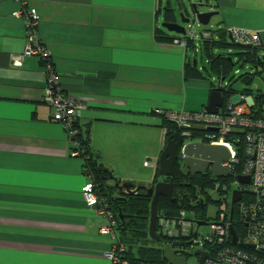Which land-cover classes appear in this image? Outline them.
I'll use <instances>...</instances> for the list:
<instances>
[{
    "label": "crops",
    "instance_id": "1",
    "mask_svg": "<svg viewBox=\"0 0 264 264\" xmlns=\"http://www.w3.org/2000/svg\"><path fill=\"white\" fill-rule=\"evenodd\" d=\"M29 3L39 12L38 35L63 92L84 106L77 126L87 146L120 185L149 187L153 180L144 183L135 161L150 167L134 157V145L153 156L163 149L162 118L154 110H199L211 89L199 78L185 77L194 55L172 40L157 39L179 35L167 34L159 24L174 7L169 0ZM210 4L219 28L258 32L264 49V0ZM18 6L0 0V264H115L104 256L112 247L111 238L99 231L104 220L82 195L86 160L71 156L73 140L42 100L41 60L11 62L25 47L24 22L14 15Z\"/></svg>",
    "mask_w": 264,
    "mask_h": 264
},
{
    "label": "built area",
    "instance_id": "2",
    "mask_svg": "<svg viewBox=\"0 0 264 264\" xmlns=\"http://www.w3.org/2000/svg\"><path fill=\"white\" fill-rule=\"evenodd\" d=\"M19 4L14 15L24 22L25 47L20 54L11 56L14 66H20L26 57H37L43 65L45 86L42 100L51 109V118L60 124L73 140L75 149L71 156L88 159L84 149L77 140V112L84 106L69 98L62 90L59 73L56 70L51 53L38 35L40 15L29 0H14ZM199 24L198 22H196ZM200 25V24H199ZM226 32L235 44L250 48L262 47L258 32L251 29L229 26ZM210 30H202L199 34L188 23L185 34L173 38L172 43L185 51L189 43H194V54L198 53L202 41L211 39ZM238 74L239 70H235ZM214 89H222L227 83L218 80ZM154 113L171 122L180 131L183 147L192 141L193 134L205 130L203 140L210 145H223L229 150V158L223 166L232 172L238 164L236 146L242 143V168L238 176L249 178L248 183H240L238 176L222 185L217 184L214 190L223 192L219 203L216 220L209 225V231L200 232L195 212L181 210L177 217H157L156 226L159 233L172 241L169 244L182 256L187 252L203 251L207 254L203 264H264V101L257 102L250 94L238 93L227 98L217 113L207 112L205 107L187 111L155 109ZM210 128L217 129L211 131ZM204 143V142H202ZM86 163V161H85ZM144 166L157 168L158 161H145ZM87 182L82 187V195L86 205L93 208L104 223L99 231L112 240V247L104 256L115 264H128L123 258L125 247L116 235L117 222L104 198L96 192L92 175L87 169ZM136 192L135 189H132ZM241 193L237 204L239 218L236 230L233 226V191ZM233 234L236 242H233ZM172 245V246H171Z\"/></svg>",
    "mask_w": 264,
    "mask_h": 264
},
{
    "label": "trees",
    "instance_id": "3",
    "mask_svg": "<svg viewBox=\"0 0 264 264\" xmlns=\"http://www.w3.org/2000/svg\"><path fill=\"white\" fill-rule=\"evenodd\" d=\"M173 9L169 8L165 12V20H169L173 17ZM211 31V30H210ZM212 32L211 39L204 40L200 43L198 53L204 51L206 54V62L209 64L210 70L216 75L217 80L222 83L225 82V78L229 75L230 70H232L236 63L233 62L231 54L228 56L217 53V48L221 46L228 45L226 42V30L224 28H219ZM229 38V36H228ZM160 41L173 40L170 37H157ZM232 42V41H231ZM234 47L240 46L244 48L240 52H235L239 57V60L244 62H249L255 67L258 64H262L261 58H259V48H250L242 46L239 44L231 43ZM194 43H189L188 49L194 52ZM233 54V50L229 49ZM197 53L194 55V59ZM189 61L187 63V71L185 77L190 76L191 78H201L200 73L196 69V63ZM237 70V69H236ZM239 74V73H238ZM243 78H248L246 75H241ZM212 86L210 91L213 90ZM248 91L249 89H246ZM223 100H225L238 93L231 84L227 85L221 89ZM257 102L264 101V94L256 96ZM161 127L164 131V145H166L167 139L172 134L177 135V151L180 155V149L182 145V138L180 136V131L168 120L161 116ZM79 128V126H78ZM80 129V128H79ZM205 130L197 131L193 134L192 140L197 136H201L199 142L207 143L203 140ZM77 140L84 149V153L87 155L86 169L91 173L92 179L96 188V192L101 198H104L107 202L110 211L113 213L116 222V235L117 239L121 244L124 245L125 250L123 252V258L127 260L128 264H166L163 259V247L165 244H172V241L166 238L164 235L158 234L162 238V242L158 243V246H148L145 243H141L143 240L149 239L148 228H149V216H150V204L152 200V194H148L144 189H138L136 192H127L125 189L120 188L119 181L114 177L113 173L100 164L92 151L87 146V138H84L81 131L77 136ZM162 149V150H163ZM161 150V151H162ZM238 164L234 167L231 172V176L224 178L214 177L212 179H202L200 181H192L190 179V174L186 168V172H182V165H184L182 160H177L174 165V175H173V197L176 201H172L166 197H159L157 201V213L158 216L174 218L177 217L181 210H186L187 212L192 210L195 212V217L197 222H206V209L204 200L196 196V189L199 188L201 193H204L205 188L211 187L214 189L215 180L220 181V185L230 182L233 180L234 176H238L241 173V164L243 161L242 156V143H238L236 146ZM186 167V166H185ZM158 170V166L156 168ZM163 181H168L169 178L162 177ZM114 182L109 184L108 182ZM158 182L157 178H153V182L146 189L151 188L154 184ZM132 184V183H131ZM133 185V184H132ZM140 186L133 185V189ZM219 191V190H218ZM209 199V198H207ZM192 202L198 203L197 206H192ZM233 226H238L239 218L237 215V204H233ZM236 230V228H235ZM237 231V230H236ZM151 239V238H150ZM142 240V241H141ZM152 240V239H151ZM154 241V240H152ZM156 242V241H154ZM172 246V245H171Z\"/></svg>",
    "mask_w": 264,
    "mask_h": 264
},
{
    "label": "water",
    "instance_id": "4",
    "mask_svg": "<svg viewBox=\"0 0 264 264\" xmlns=\"http://www.w3.org/2000/svg\"><path fill=\"white\" fill-rule=\"evenodd\" d=\"M199 7H207L208 11L200 12ZM212 5L202 3L201 0H196L195 3H192V10L195 15V22H198L201 25H207L210 22L212 16L217 15L218 12L212 10ZM184 7L181 5L177 11H179L182 23H190V19L184 15ZM162 27L167 31L174 32L176 34H185V27L178 25L177 23L164 21ZM230 39V37H229ZM231 41V39H230ZM195 63V61H194ZM223 95L220 89H213L210 91L209 100L205 109L211 114H215L218 111V108L222 106ZM211 131H217V129L210 128ZM229 158V150L223 145H210L202 142H189L187 143L181 152L178 154L177 151V135L172 134L168 137L164 149L161 151L158 158V174L162 177L169 178L168 181H158L154 184L153 187L146 189L145 186H140L135 188L144 189L148 194H152V200L150 204V216H149V228L148 234L149 237L160 243L162 238L157 232L156 221L158 217L157 213V201L159 197H166L172 201H176L173 197V175H174V165L177 160H182L189 170L191 175L195 173L204 172V167L206 165L210 166V172L214 177L224 178L231 176V170L225 166L223 163ZM237 180L240 183H248L249 178L238 176ZM120 188L125 189L127 192H131L133 185L129 182H124L121 185H117ZM133 192V191H132ZM241 193L237 190L232 193V204L240 200ZM199 225H206V222H199ZM233 242H236V237L233 234ZM196 256L198 259V264H203L207 254L203 251L187 252L186 254L179 256L177 255L176 250L170 247L169 244H165L163 247V259L166 261V264H186L188 256Z\"/></svg>",
    "mask_w": 264,
    "mask_h": 264
},
{
    "label": "rangeland",
    "instance_id": "5",
    "mask_svg": "<svg viewBox=\"0 0 264 264\" xmlns=\"http://www.w3.org/2000/svg\"><path fill=\"white\" fill-rule=\"evenodd\" d=\"M172 4L173 8V17H170L168 21L177 23L178 25H182L184 27H187V23H182L181 17L179 14V11L177 9L183 5L184 7V15L185 17L190 19V24L193 25L194 31H196V34H199L202 30H211L215 31L219 29V19L217 15H214L211 17L209 24L207 25H199L195 22V15L192 10V3H195L196 0H169ZM202 3H208L210 4L212 0H201ZM211 5V4H210ZM200 12H206L208 11L207 7H199ZM163 19L159 18V24L161 26ZM169 35H174V32L166 31ZM226 42L229 43L228 45L221 46L217 48V53L228 56L231 54L233 58V62L236 63L234 68L230 70L229 75L225 78L224 83H229L232 85V87L238 91V92H247L250 94L253 99H256L257 95L264 94V49L259 50V58H261L262 64H258V67H255V65L249 63V62H242L239 60V57L234 54L235 52H240L244 48L237 46L234 47L231 45L230 39L227 37ZM229 49L233 50L232 52L229 51ZM188 56L190 58H193L194 52L191 50H188ZM193 53V54H192ZM196 59V69L200 73L201 78L200 81L206 83L208 87H216L218 85V80L216 78V75L210 70L209 64L206 62V54L204 51H200L195 56ZM239 70V74L235 73V70ZM241 75H246L248 78H243ZM249 89L248 91L245 90ZM235 96V95H234ZM201 140V136H197L194 140V142H199ZM134 157L141 158L143 157V160L145 161H157L160 155V150L157 152L156 156H153V154L149 153L150 151L142 150L139 147V144L134 145ZM147 154L146 156H144ZM135 158V159H136ZM142 160V161H143ZM139 162V164H137ZM135 170L139 175H142L145 177L144 183L148 184L151 183L153 178L156 177L158 181L162 180V176L158 174V170L156 168L150 167L147 169H144L142 167V162L140 160L135 161ZM184 164V163H183ZM185 164L182 165V172H186ZM147 179V180H146ZM112 182V181H111ZM114 182H112V185ZM215 184H220V181L218 179L215 180ZM133 185L137 186V183L133 182ZM146 187V186H145ZM223 192L216 191L211 187H207L204 190V193L200 192V189H196V196L204 200L205 209H206V219L208 220L207 223H212L216 220L217 212L219 210V203L223 199ZM209 198V199H207ZM198 203L192 202V206H197ZM207 232L209 231V225H201L200 232ZM142 241V240H141ZM141 243H145L148 246H158V242L152 241L150 238L147 240H143ZM186 264H198V259L196 256H188L186 260Z\"/></svg>",
    "mask_w": 264,
    "mask_h": 264
},
{
    "label": "flooded vegetation",
    "instance_id": "6",
    "mask_svg": "<svg viewBox=\"0 0 264 264\" xmlns=\"http://www.w3.org/2000/svg\"><path fill=\"white\" fill-rule=\"evenodd\" d=\"M188 170V169H187ZM188 172H189V170H188ZM190 174V173H189ZM164 178H167V177H165L164 176ZM212 179V178H214V176L211 174V172H210V166L209 165H206L205 167H204V172H201V173H195L194 175H191L190 174V179L192 180V181H195V182H197V181H200V180H202V179ZM163 180V179H162Z\"/></svg>",
    "mask_w": 264,
    "mask_h": 264
}]
</instances>
